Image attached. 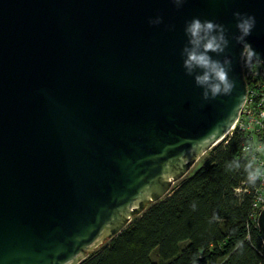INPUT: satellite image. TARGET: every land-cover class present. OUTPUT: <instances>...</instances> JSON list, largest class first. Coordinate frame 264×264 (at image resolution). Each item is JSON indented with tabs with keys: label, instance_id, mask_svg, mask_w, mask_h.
<instances>
[{
	"label": "water",
	"instance_id": "obj_1",
	"mask_svg": "<svg viewBox=\"0 0 264 264\" xmlns=\"http://www.w3.org/2000/svg\"><path fill=\"white\" fill-rule=\"evenodd\" d=\"M234 12L264 59V0H0V264H81L226 138L246 95ZM193 17L227 29L229 95L185 75ZM257 227L264 245V209Z\"/></svg>",
	"mask_w": 264,
	"mask_h": 264
},
{
	"label": "trees",
	"instance_id": "obj_2",
	"mask_svg": "<svg viewBox=\"0 0 264 264\" xmlns=\"http://www.w3.org/2000/svg\"><path fill=\"white\" fill-rule=\"evenodd\" d=\"M242 140L234 131L215 145L168 196L81 264H264L252 195L234 191L246 181ZM234 160L240 169L228 168Z\"/></svg>",
	"mask_w": 264,
	"mask_h": 264
},
{
	"label": "clouds",
	"instance_id": "obj_3",
	"mask_svg": "<svg viewBox=\"0 0 264 264\" xmlns=\"http://www.w3.org/2000/svg\"><path fill=\"white\" fill-rule=\"evenodd\" d=\"M176 7L180 8L186 0H170ZM236 21V35L232 37L236 44L241 46L240 56L246 66L254 68L264 63L261 54L257 52L247 41L256 25V18L241 12H234ZM162 18L156 16L149 19V24L160 25ZM186 44L181 49L182 67L185 75L192 76L197 87L201 88V98L204 101L215 99L220 95L231 94L235 82L229 77L232 70V59L226 54L229 47V38L226 35L227 29L223 24L211 20H201L193 17L184 25ZM214 57H222L216 59ZM246 182L255 185L258 180L264 177V169L255 165V160L249 161L245 166ZM229 169H240L239 161H232L228 164ZM195 209L196 205H192Z\"/></svg>",
	"mask_w": 264,
	"mask_h": 264
},
{
	"label": "built area",
	"instance_id": "obj_4",
	"mask_svg": "<svg viewBox=\"0 0 264 264\" xmlns=\"http://www.w3.org/2000/svg\"><path fill=\"white\" fill-rule=\"evenodd\" d=\"M242 70L246 82V95L227 136H231L234 131L239 132L243 138L241 144L243 159L247 162L254 159L255 165L264 169V63L254 68L245 66ZM234 191L237 194L246 192L252 195V208L258 217L260 211L264 209V177L255 185L243 181Z\"/></svg>",
	"mask_w": 264,
	"mask_h": 264
},
{
	"label": "rangeland",
	"instance_id": "obj_5",
	"mask_svg": "<svg viewBox=\"0 0 264 264\" xmlns=\"http://www.w3.org/2000/svg\"><path fill=\"white\" fill-rule=\"evenodd\" d=\"M227 137V136H226ZM206 154L207 153H205L202 157H200L199 159H198V161L195 163V165L192 167V169L188 172V174L186 175V176H189L190 174H192L197 168H199L202 164H203V162H204V159H205V157H206ZM155 257V255L153 254L152 255V258H154Z\"/></svg>",
	"mask_w": 264,
	"mask_h": 264
}]
</instances>
